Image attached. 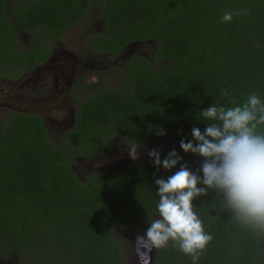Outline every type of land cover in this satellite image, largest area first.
Here are the masks:
<instances>
[{
    "label": "trees",
    "instance_id": "16d2710c",
    "mask_svg": "<svg viewBox=\"0 0 264 264\" xmlns=\"http://www.w3.org/2000/svg\"><path fill=\"white\" fill-rule=\"evenodd\" d=\"M93 5L105 22L104 32L87 42L93 52L115 54L140 43L148 55L128 58L116 89L75 101L74 128L55 139L38 117L11 113L0 131V264H124L131 236L143 235L157 218L155 180L179 165L164 170L150 160L80 182L75 169L83 149L120 133L128 145L156 146L161 160L175 150L197 172L203 159L184 153L180 141L192 140L194 127L204 131L200 111L242 104L251 92L264 101V0H36L18 23L53 40V29L59 35ZM225 12L238 14L222 22ZM14 57L0 53L4 63ZM223 208L213 190L193 201L212 235L198 264H264V234ZM153 264L191 260L170 243L157 249Z\"/></svg>",
    "mask_w": 264,
    "mask_h": 264
},
{
    "label": "clouds",
    "instance_id": "9594fccd",
    "mask_svg": "<svg viewBox=\"0 0 264 264\" xmlns=\"http://www.w3.org/2000/svg\"><path fill=\"white\" fill-rule=\"evenodd\" d=\"M238 13L225 12L222 22H231ZM225 96L229 95L224 90ZM225 108L216 104L200 111L202 121L207 122L204 131L194 127L192 140L181 139L180 148L203 159L197 172L181 163L175 150L161 160L156 150L148 152L154 166L179 170L167 179L155 180L157 218L136 241L145 249H165L171 245L198 264L201 254L212 240L203 222L193 210V201L213 190L222 197L223 211L242 227L264 234V101L251 92L246 101ZM158 135H164L159 131ZM193 141L196 143L194 144ZM137 143L129 144V157L139 159ZM202 173V176L199 174ZM198 185H202L198 187ZM138 235V234H137ZM142 264H147L141 257Z\"/></svg>",
    "mask_w": 264,
    "mask_h": 264
},
{
    "label": "flooded vegetation",
    "instance_id": "af4514ba",
    "mask_svg": "<svg viewBox=\"0 0 264 264\" xmlns=\"http://www.w3.org/2000/svg\"><path fill=\"white\" fill-rule=\"evenodd\" d=\"M35 2L36 0H0V53L15 56V60H8L10 63H4L0 59V131L8 124L11 113H16L38 117L49 137L60 136L74 128L75 100L89 98L100 88H110L104 86L99 79L93 93H85L84 84L90 78L84 69L85 64L100 63L91 59L87 53H93L101 59L117 57L116 62L107 64V70L112 65H120L122 68L129 57L144 54L134 51H129L128 54V46L115 54L93 52L87 45L71 47L75 50L73 52L68 48L66 37V32L72 26L62 29L59 35L53 29V40L41 29L32 28L28 31L18 23V17H30ZM95 17L99 22L93 24L95 29L90 32L88 40L104 32L105 22L98 7ZM87 20V17H83L75 25ZM139 44L137 46L142 47ZM140 47L137 48L141 49ZM119 70L112 74L111 85L114 88L111 89L117 87L114 78ZM143 149L157 151L159 148L146 144L138 146L137 152ZM129 151L128 142L122 139L120 133L103 135L97 143V149L89 146L87 150L83 149V156L77 159L79 166L75 172L78 181L85 182L92 174L112 175L139 168L151 160L146 153H140L139 159L133 161L129 157Z\"/></svg>",
    "mask_w": 264,
    "mask_h": 264
},
{
    "label": "rangeland",
    "instance_id": "374dc122",
    "mask_svg": "<svg viewBox=\"0 0 264 264\" xmlns=\"http://www.w3.org/2000/svg\"><path fill=\"white\" fill-rule=\"evenodd\" d=\"M96 9H97V6L93 5L91 7V14H89V16L87 17L88 20L86 22H84L83 24H78V25H75L74 27L72 26L66 32V37L68 39L67 44L69 46L68 48L71 51H73V52L75 51L71 47H82V45H84L86 47L88 38L91 36L90 32L93 29H95V25H93V24L94 23L96 24L99 22V19L97 17H95ZM137 47H140V46H136L135 48L128 49V54H129V51L130 52L134 51L136 53H140V54H144V55L148 54L149 50L147 47H140L141 49H138ZM87 55L90 56V58L95 60V61H100V63H87V64H85L86 67L84 69H86L87 74L90 76L87 83L84 84L85 93L86 94L93 93L94 86H95V84H97V81L99 79L101 80V82L104 86L107 85L111 88L112 87V85H111L112 74L115 71L121 69V66L120 65H112V68H109L108 70L105 69V67L107 66V64H112V63L116 62L117 57L101 59V58L95 56L93 53H89V54L87 53ZM112 88H114V87H112ZM51 137H53L55 139V138H57V135H54ZM148 152H149V150L143 149V150L139 151V154L140 153H146L148 155ZM133 237H134V235L131 236V239H130L131 242H132ZM10 258H12V256H10ZM123 261H124V264H137V259H136V256H135V253L133 250V246H131V248L127 247L124 249ZM6 264H12V260L10 259L9 261H6Z\"/></svg>",
    "mask_w": 264,
    "mask_h": 264
},
{
    "label": "water",
    "instance_id": "95a60500",
    "mask_svg": "<svg viewBox=\"0 0 264 264\" xmlns=\"http://www.w3.org/2000/svg\"><path fill=\"white\" fill-rule=\"evenodd\" d=\"M138 44L139 43L131 44L130 46H128V49L135 48ZM137 236L140 235H136L132 238V246L137 259V264H142L141 257H143V260L146 261L147 264H153L156 258L157 249H153L151 253L145 254V249L141 245H139L136 241Z\"/></svg>",
    "mask_w": 264,
    "mask_h": 264
}]
</instances>
